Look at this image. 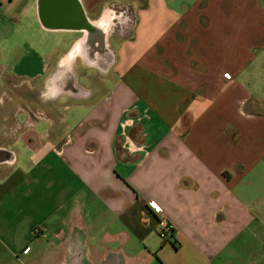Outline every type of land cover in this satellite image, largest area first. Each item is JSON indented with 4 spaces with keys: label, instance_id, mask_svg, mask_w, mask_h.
Returning a JSON list of instances; mask_svg holds the SVG:
<instances>
[{
    "label": "crops",
    "instance_id": "crops-1",
    "mask_svg": "<svg viewBox=\"0 0 264 264\" xmlns=\"http://www.w3.org/2000/svg\"><path fill=\"white\" fill-rule=\"evenodd\" d=\"M261 175L264 0H0V264H264Z\"/></svg>",
    "mask_w": 264,
    "mask_h": 264
},
{
    "label": "rangeland",
    "instance_id": "rangeland-1",
    "mask_svg": "<svg viewBox=\"0 0 264 264\" xmlns=\"http://www.w3.org/2000/svg\"><path fill=\"white\" fill-rule=\"evenodd\" d=\"M123 7H124L123 5H115L111 8V10L107 11L108 13L114 15V18H112V19L115 21V23H113V25L111 26V31H110L111 44L113 45L114 49H117L118 44H119L115 39L118 38V35L120 36V38L128 36L130 34L131 24L134 21V16H132V15H127V16H125L123 14L121 15L120 12H122ZM124 21H125V24H124ZM123 27H125L126 30H123ZM84 60H85L86 66H90V67L92 66L90 59L84 58ZM110 62L111 61H108V59H106L103 61V64L100 65L98 63H95L94 66L96 67V69H98L99 72L102 73V72H105L111 68L112 65L110 64ZM91 72L94 73L95 75H97V73H98L95 70H93ZM98 77H99V79L102 78L100 76H98ZM112 77L116 78V75H113ZM84 83L87 84L86 82H84ZM247 180L254 182L255 187H264V176H262V175L260 177H257V178L256 177H250V178H247Z\"/></svg>",
    "mask_w": 264,
    "mask_h": 264
},
{
    "label": "flooded vegetation",
    "instance_id": "flooded-vegetation-1",
    "mask_svg": "<svg viewBox=\"0 0 264 264\" xmlns=\"http://www.w3.org/2000/svg\"><path fill=\"white\" fill-rule=\"evenodd\" d=\"M107 24L104 19L100 23L90 25L85 33L83 42L78 46L85 52V56L96 62L110 59L111 53L106 47Z\"/></svg>",
    "mask_w": 264,
    "mask_h": 264
},
{
    "label": "built area",
    "instance_id": "built-area-1",
    "mask_svg": "<svg viewBox=\"0 0 264 264\" xmlns=\"http://www.w3.org/2000/svg\"><path fill=\"white\" fill-rule=\"evenodd\" d=\"M148 205L158 216L157 234L162 240L164 241L168 240L174 232V227L172 223L169 221V219L166 216H164L162 207L156 201L150 200L148 201ZM28 250L29 248L27 247L25 249V252H27Z\"/></svg>",
    "mask_w": 264,
    "mask_h": 264
},
{
    "label": "bare ground",
    "instance_id": "bare-ground-1",
    "mask_svg": "<svg viewBox=\"0 0 264 264\" xmlns=\"http://www.w3.org/2000/svg\"><path fill=\"white\" fill-rule=\"evenodd\" d=\"M112 18H114V15L110 14V13H106L101 19L100 21H98V23H100L101 21H103L104 19L106 20V24L110 25Z\"/></svg>",
    "mask_w": 264,
    "mask_h": 264
},
{
    "label": "water",
    "instance_id": "water-1",
    "mask_svg": "<svg viewBox=\"0 0 264 264\" xmlns=\"http://www.w3.org/2000/svg\"><path fill=\"white\" fill-rule=\"evenodd\" d=\"M91 25V23L89 21H87L86 17H85V21L83 22V27L88 30L89 26Z\"/></svg>",
    "mask_w": 264,
    "mask_h": 264
}]
</instances>
